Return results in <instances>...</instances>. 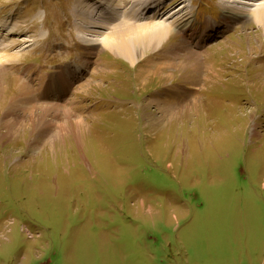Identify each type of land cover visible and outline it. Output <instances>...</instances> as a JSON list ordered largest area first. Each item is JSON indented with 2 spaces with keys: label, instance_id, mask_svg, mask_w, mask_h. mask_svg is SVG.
<instances>
[{
  "label": "rangeland",
  "instance_id": "obj_1",
  "mask_svg": "<svg viewBox=\"0 0 264 264\" xmlns=\"http://www.w3.org/2000/svg\"><path fill=\"white\" fill-rule=\"evenodd\" d=\"M150 1L0 0V264H264V0Z\"/></svg>",
  "mask_w": 264,
  "mask_h": 264
},
{
  "label": "bare ground",
  "instance_id": "obj_2",
  "mask_svg": "<svg viewBox=\"0 0 264 264\" xmlns=\"http://www.w3.org/2000/svg\"><path fill=\"white\" fill-rule=\"evenodd\" d=\"M166 1H168V0H153V2L151 3V1H150V3H146V2H143L142 3V6H148L149 4H151L152 6H155V10L159 7V6H161V5H163V4H165V2ZM147 2H149V1H147ZM236 2V1H235ZM238 3H240V4H244V5H247V4H254V5H257V1L255 0V1H244V0H238L237 1ZM252 2H255V3H252ZM241 6V5H240ZM250 6H253V5H250ZM186 8L187 6H183V8ZM238 7V6H237ZM242 7V6H241ZM248 9H250V8H248L247 7V9L246 10H248ZM254 9H256V14L255 15H257V21H259V22H262L263 21V23H264V3L263 4H259L258 5V7L257 8H254ZM149 10V7H147L146 9H145V11H148ZM248 11H250V10H248ZM242 12H243V9H242ZM245 13H247V11H244ZM254 12V11H253ZM244 13V14H245ZM249 14H250V12H248ZM175 14V12H173V14L172 15H174ZM92 15V14H91ZM255 15H254V17H255ZM185 17H182V18H180L179 20H178V22H180L181 24L183 23L182 22V20L184 19ZM254 20H256V19H254ZM177 22V23H178ZM258 23V22H257ZM263 23H261V24H263ZM148 24V23H147ZM157 24V23H156ZM121 25H128V24H121ZM148 25H152L153 26V28H154V31H155V34H156V36L158 37V39L160 38V36L162 35V34H164L165 35V33L166 32H168V29L164 26V27H162V26H160V25H157V26H155V23L154 24H148ZM130 26H132V25H130ZM160 29H158V28ZM132 28H135V27H132ZM85 29V28H84ZM141 29H145V27H142ZM116 32H114V33H112L111 34V36H110V38L108 39V41H107V43L109 44V45H112L113 47H116V48H121V50H123L124 49V47H125V45H127L128 44V42L127 41H125V40H121L120 42L118 41H116ZM118 35V34H117ZM105 39V38H104ZM98 40H100V39H98ZM95 42H97L96 44H98V43H101V42H99V41H97V39H96V41H94L93 43H95ZM106 43V42H105ZM1 44V43H0ZM103 45V44H102ZM7 46H10V45H7ZM2 48H4V53L3 54H0V57H3L4 55H9V53L7 52V48L6 47H2ZM125 50V49H124ZM126 52L127 53H129V54H132V56H134V54H133V52L132 51H130V50H126ZM2 61V60H1ZM0 61V62H1ZM4 61H9V59L8 60H4ZM71 68L72 67H68V68H66L65 69V72H58L57 73V75L55 76V77H53V79H50L49 80V82H52V84L50 85V87H49V89H43V93H44V90H45V92H46V94L44 95L43 94V100H44V103L46 104V103H50V101H54V102H56V103H50V105H56V106H54V108L55 109H57L59 106L57 105V103H60V104H66V105H68V103H70V98L68 97V95H69V93H71V91L74 89L73 88V84H74V82L68 77V75H74L75 74V71H73V70H71ZM61 79H63V80H61ZM55 86V88H53V89H51L52 88V86ZM59 85L61 86V88H59ZM49 86V85H48ZM175 90V89H174ZM182 91H184L183 89H182ZM182 91H178V92H182ZM188 92H192L190 89H188L187 90ZM187 95H190L189 93H187ZM21 98V97H20ZM19 98V99H20ZM24 99V98H23ZM161 99H163V98H159V99H156L155 101H159V100H161ZM180 97H178V96H175V98L174 99H171V98H169V99H166V100H169V102H170V104H169V106L170 107H172V106H174L175 104H178V102L180 103L181 101H180ZM25 100V99H24ZM29 103H31V101H30V98H28V99H26ZM68 101V102H67ZM16 102V101H15ZM24 103V102H23ZM15 103H13V105H14ZM20 104V103H19ZM181 104V103H180ZM12 105V106H13ZM21 105V104H20ZM47 107V106H46ZM15 108H16V106H15ZM26 108H28V107H26ZM25 107H24V109H26ZM50 108V107H49ZM61 108V107H60ZM59 108V109H60ZM64 108V107H63ZM40 108H38V107H36L35 106V104H33V105H31V106H29V108L27 109V111H30V113L31 114H33V121L34 120H36V119H40L42 116H47L48 114V111L47 110H44L43 108V111H44V113L42 114V115H40L39 117H37V116H35V111L36 110H39ZM55 109H54V111H55ZM64 109H66L65 111L66 112H70V110L68 109V107H66L65 106V108ZM63 109V110H64ZM50 110V109H49ZM164 111H165V109H163ZM12 111H15V109L14 110H10L9 112H8V114H7V116H8V120L6 121V124H7V126L8 127H10L11 126V123L12 122H14L17 118L19 119V118H21V117H23V118H25V116H21L20 114H17L16 112H12ZM47 111V112H46ZM62 111V110H61ZM172 109H169V111L167 112V114H172ZM29 113V114H30ZM54 113V112H53ZM61 113V112H60ZM166 114V111H165V115H167ZM60 114H59V111H58V114H55V117H58ZM5 116V115H4ZM31 120V119H30ZM48 124H50L48 127H47V129L46 130H44L43 131V133L42 132H39V133H42V137H43V139H47V138H49V137H53V135H51V132L53 131V127L56 125V124H54V123H52V121H46ZM61 128V127H60ZM40 142L39 141H34V142H32L31 143V145H34L35 147H39L40 146Z\"/></svg>",
  "mask_w": 264,
  "mask_h": 264
}]
</instances>
